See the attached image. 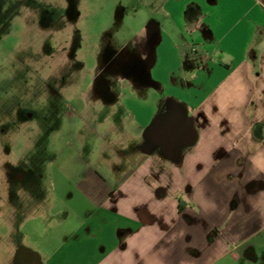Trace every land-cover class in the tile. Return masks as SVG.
Instances as JSON below:
<instances>
[{"label":"crops","instance_id":"crops-1","mask_svg":"<svg viewBox=\"0 0 264 264\" xmlns=\"http://www.w3.org/2000/svg\"><path fill=\"white\" fill-rule=\"evenodd\" d=\"M164 6L172 32L133 38L151 83L119 93L154 145L110 181L87 163L58 176L86 202L70 194L58 245L21 249L36 264H264V0Z\"/></svg>","mask_w":264,"mask_h":264},{"label":"rangeland","instance_id":"rangeland-1","mask_svg":"<svg viewBox=\"0 0 264 264\" xmlns=\"http://www.w3.org/2000/svg\"><path fill=\"white\" fill-rule=\"evenodd\" d=\"M170 1L0 0V264L63 239L65 203L86 201L58 176L87 163L110 181L154 145L119 93L151 83L133 38L146 22L172 32Z\"/></svg>","mask_w":264,"mask_h":264},{"label":"flooded vegetation","instance_id":"flooded-vegetation-1","mask_svg":"<svg viewBox=\"0 0 264 264\" xmlns=\"http://www.w3.org/2000/svg\"><path fill=\"white\" fill-rule=\"evenodd\" d=\"M167 122H168V124H167ZM160 126H173V127H175V126H181V125L179 124V122L170 119V120H167L166 122H164ZM174 130H176V128ZM175 133L177 136V132H175ZM15 264H36V261L33 260L32 256L24 255V252H22V250H21V252L19 253V256H18V261Z\"/></svg>","mask_w":264,"mask_h":264},{"label":"clouds","instance_id":"clouds-1","mask_svg":"<svg viewBox=\"0 0 264 264\" xmlns=\"http://www.w3.org/2000/svg\"><path fill=\"white\" fill-rule=\"evenodd\" d=\"M26 127L30 126L31 128L35 129L38 131V127L37 125L35 124V122H32L30 125H25Z\"/></svg>","mask_w":264,"mask_h":264}]
</instances>
